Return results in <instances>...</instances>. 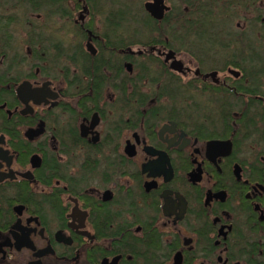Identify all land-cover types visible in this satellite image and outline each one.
Returning <instances> with one entry per match:
<instances>
[{"label": "flooded vegetation", "instance_id": "flooded-vegetation-1", "mask_svg": "<svg viewBox=\"0 0 264 264\" xmlns=\"http://www.w3.org/2000/svg\"><path fill=\"white\" fill-rule=\"evenodd\" d=\"M215 5L220 37L198 56L125 46L99 88L83 70L114 50L86 0L24 6L22 57L0 33V264H264V65L242 63L264 54L251 18L264 0Z\"/></svg>", "mask_w": 264, "mask_h": 264}, {"label": "trees", "instance_id": "trees-1", "mask_svg": "<svg viewBox=\"0 0 264 264\" xmlns=\"http://www.w3.org/2000/svg\"><path fill=\"white\" fill-rule=\"evenodd\" d=\"M21 6H29V7H34L36 11L37 9H42L44 10H49L52 9L56 6L58 1L62 0H17ZM42 1V3H41ZM66 1V0H64ZM87 3H90L92 6L96 4V0H86ZM98 1V0H97ZM120 1L122 2L125 6L123 9H120L117 7V2ZM112 3L114 4V10L109 11L108 13L106 12L103 14L105 11L104 6H99L98 5V12L97 8L94 9V6L92 7V10L94 9V15L99 16V12L103 14L105 17V32L103 37L107 39L108 41V46H111L114 50V53L112 54L113 59L115 60V52L118 50L125 48L126 47H139L143 46L145 48H150L151 46H159L161 43L157 42L158 36H166V34H163L162 32V26L166 24L169 20L170 17V12L166 15L165 19L163 22L158 23L155 20H153L145 11H144V4L140 0H113ZM185 5L188 4V1L183 2ZM202 0H192L190 1L188 6L192 8V12L194 13L195 11L202 10L201 7H203ZM200 6V7H199ZM198 8V9H197ZM117 9V10H116ZM15 10L16 13L19 12L16 8ZM96 11V12H95ZM19 14V13H18ZM107 14V15H106ZM93 15V12H92ZM0 15V33H5L8 32L10 29V25L14 24L15 20H3ZM196 17L192 16H185V17H178V21H187V25L184 27L183 31L179 34L176 35L177 41L182 42L185 40H192L195 39L194 43H205L206 41L210 40L211 42H216V39L220 37L218 35V31L215 29L216 24L218 22L214 23L212 22L211 28L209 29L206 26V18H212V14L208 12H204L198 22L190 23V21ZM103 24V26H104ZM159 26L161 29H159ZM174 31V30H172ZM171 30H169L167 33H172ZM175 32V31H174ZM191 33H194V35ZM173 35V33H172ZM152 36L155 38L152 40ZM193 36V37H191ZM190 37V38H189ZM204 45V44H203ZM214 47V46H211ZM216 48V47H215ZM264 46H259L258 49H263ZM241 49H244V46L241 47ZM245 49L249 51L250 46H246ZM102 55H106V53H102ZM83 64H88L90 61L87 56L83 55ZM250 59L247 62V59L243 61V64H254V65H264V54H257L256 56H246L244 57ZM109 60L106 58L105 60H102L101 57L96 58V63L98 65L97 70L91 71L88 68L83 70V74L90 79L89 87L91 86V82L93 81L94 86L97 85L98 88L102 87L103 81L107 78L106 73L103 71L105 67H109L108 70L110 72H116L119 67H121V63L118 60ZM69 74V73H68ZM150 73L146 72L145 74V79H147ZM125 233V230H121L119 234ZM124 239L126 240V248H128V245H130V248L134 246V243L137 242L138 240L128 236V234ZM121 237V236H120ZM132 249V248H131ZM148 257V256H147Z\"/></svg>", "mask_w": 264, "mask_h": 264}, {"label": "rangeland", "instance_id": "rangeland-1", "mask_svg": "<svg viewBox=\"0 0 264 264\" xmlns=\"http://www.w3.org/2000/svg\"><path fill=\"white\" fill-rule=\"evenodd\" d=\"M10 1L9 3H4L6 2V0H0V8L3 7V9H0V15H3V17L5 16L7 21L9 20H15L14 24L10 27L9 29V33H12L13 35H15V39L16 42L15 44L18 46L17 47V54L18 56L22 57L25 54V51L23 49L24 45H27V35L31 32V29H29V27L26 25L27 22H25L26 20L28 21V18L30 16V12L27 11V9L24 6H20L19 4H17V0H8ZM113 0H96V2H94L96 4L93 5L94 8H97V12L98 10V5L99 6H104L105 7V11L103 12V14H105L106 12L108 13L111 10H114V4L112 3ZM141 2H143V4L145 2H147L148 0H140ZM184 1H188L189 2L192 0H165V3L168 7H170V17L169 20L166 24H164L162 26V32L163 34H166V36H158L157 42L162 43H168L170 47H172L174 50H177L180 56H184L185 58H182V61H188L190 58L188 57V55H186V52H189L195 56H198L199 53L203 52V44L202 42L200 43H194L195 39L192 38L193 41H189V40H185L182 42L177 41V37L176 35L181 33L184 29V27L187 25V21H178V17H185V16H192V17H196L193 18L190 23H194V22H198V20L200 19L201 15L206 12L208 10V12H210L212 15L214 14V16L218 17V20H222L223 16L226 15L225 12V7L224 6H219L217 7V5H215V3L217 1H222V0H202V4L203 7H201L203 9L202 10H198L195 11L194 13L192 12V8L188 6V4H184ZM209 2V3H208ZM19 3V2H18ZM15 7L19 10V12L25 16L22 21L18 18L15 17V10H13V8L15 9ZM200 7V6H199ZM198 9V8H197ZM117 10V9H116ZM220 10V11H218ZM96 12V11H95ZM102 13L99 12V16H96V22H97V26L96 27H101L102 25H100L101 23L104 24L105 21V17L103 16ZM107 15V14H106ZM26 18V19H25ZM252 18V23H254V28L256 31V34H252V40L255 42L256 46H264V22L262 21V19H264V6L262 7H258L257 8V13H254V15H251ZM214 19V18H213ZM217 19V18H216ZM60 20L58 17L50 18V20H44L38 25L39 26V30L38 31H46L47 30V25L48 24H60L62 26L61 23H59ZM241 24H243V22H241ZM29 29L28 31L26 29ZM105 24L104 26H102V31L105 32ZM159 29H161V27L159 26ZM169 30H174L172 31V33H167ZM239 32H244V30L242 29V26L239 28ZM258 32V35H257ZM47 35V32H45ZM5 34V33H4ZM65 32L61 33V36H64ZM194 35V33H191V35ZM193 37V36H191ZM227 37V36H226ZM155 37L152 36V40ZM190 38V37H189ZM223 43H224V50L223 53L217 57L216 63L219 62V64H227L229 63L232 58L234 57L235 54V47L233 45V41L231 39H222ZM7 42L5 40V37L0 35V44ZM7 44V43H5ZM10 44V43H9ZM233 45V46H232ZM196 50H198L199 52H197ZM132 51L134 52H147L149 51V48H145L143 46H139V47H133ZM177 52V53H178ZM140 63H142V66L146 65V66H150V65H156L159 64V62H156L154 60L150 61L147 59H142L139 61ZM240 64V63H239ZM137 70V69H135ZM22 73V77L24 74H26V72H21ZM86 151V150H85ZM81 153H84V151ZM86 156H88V153L86 151V153L83 155V158L81 160H79L80 162H83L84 159L86 158ZM117 181H120L119 178H116ZM117 185V184H116Z\"/></svg>", "mask_w": 264, "mask_h": 264}, {"label": "water", "instance_id": "water-1", "mask_svg": "<svg viewBox=\"0 0 264 264\" xmlns=\"http://www.w3.org/2000/svg\"><path fill=\"white\" fill-rule=\"evenodd\" d=\"M80 1H84V0H80ZM144 9L154 20L158 22L163 21L165 15L170 11V8L166 5L165 0H149L148 2L145 3ZM174 55L175 53L170 51L168 53V59H173ZM171 68L177 72H181L183 69V64L179 61H175L171 64ZM26 86L27 83H24L18 90L20 96ZM129 153L131 156L134 155L132 149H129Z\"/></svg>", "mask_w": 264, "mask_h": 264}, {"label": "bare ground", "instance_id": "bare-ground-1", "mask_svg": "<svg viewBox=\"0 0 264 264\" xmlns=\"http://www.w3.org/2000/svg\"><path fill=\"white\" fill-rule=\"evenodd\" d=\"M124 6H125V5H124L122 2H120V1L117 2V7H118V8L123 9ZM26 25H27V23H26ZM11 26H12V24L10 25V27H11ZM27 26H28V25H27ZM29 29H30V28H29ZM29 29L27 28L26 30L28 31Z\"/></svg>", "mask_w": 264, "mask_h": 264}]
</instances>
